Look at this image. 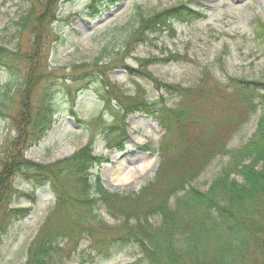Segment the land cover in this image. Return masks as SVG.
<instances>
[{"label": "rangeland", "instance_id": "1", "mask_svg": "<svg viewBox=\"0 0 264 264\" xmlns=\"http://www.w3.org/2000/svg\"><path fill=\"white\" fill-rule=\"evenodd\" d=\"M50 1L0 0V49L8 55L10 65L0 68V168L8 140L17 134L14 118L20 108L25 104L36 110L42 102L44 109L50 100L55 107L51 128L38 143L24 142L25 158L51 164L91 139L95 154L105 159L99 169L103 186L127 195L152 180L164 131L155 115L140 110L127 113L122 121V113H117L120 109L111 107L117 102L114 94L144 96L160 107L163 100L168 106L178 101L174 94L160 88L162 83L196 87L206 75V84L224 83L230 77L264 83V41L255 33L256 19L264 21V0H192L194 8L206 12L205 17L188 23L173 22L172 33L157 32L152 41L144 43H127L140 15L189 0ZM44 5L48 7L42 12H53L52 19L51 13L46 19L41 16L39 10ZM47 19L51 21L42 30L39 25ZM33 52L39 66L36 74L29 75L27 57ZM170 53L177 54L178 59L166 61ZM151 58L159 60L146 70L159 80L158 85L140 67L143 60ZM108 83L107 95L104 85ZM261 91L264 95V87ZM260 115L259 108L233 136L231 148L253 137ZM106 126L124 132L103 133ZM23 128L26 133L28 127ZM145 160L150 165L143 168ZM228 160V156L216 157L193 185L207 190ZM121 165L125 168L121 176L129 178L118 183L114 172ZM10 183L12 190L0 208V229L6 225L0 231V264H25L30 245L56 199L49 184H41L31 174L16 175ZM17 208L27 210L15 211ZM75 213L68 203L65 216L61 213L54 219L66 220ZM100 218L102 224L112 228L109 232H115L120 223L104 208ZM54 227L50 222V229ZM94 233L95 237L105 235ZM117 237L115 234L109 239ZM53 247L61 248V252L53 256L51 264H148L132 243L98 251L87 236L70 239L60 234L54 238Z\"/></svg>", "mask_w": 264, "mask_h": 264}, {"label": "trees", "instance_id": "2", "mask_svg": "<svg viewBox=\"0 0 264 264\" xmlns=\"http://www.w3.org/2000/svg\"><path fill=\"white\" fill-rule=\"evenodd\" d=\"M192 2H180L147 16L140 15L127 43L152 41L157 32L172 33L173 22L188 23L202 18L204 11L194 9ZM46 7H40L39 12L45 19L51 13L52 19L53 12H45ZM51 19L43 20L39 27L43 30ZM255 25L256 36L264 41V21L256 19ZM4 52L0 49V68L10 66ZM177 56L170 54L166 61L176 60ZM27 59L28 74H36L39 63L35 53ZM158 60L146 59L140 64L155 85L160 84L159 80L146 69ZM206 78L207 75L196 87L162 83L160 88L166 94L178 98L173 106L163 100L158 107L144 96H122L120 92L113 95L117 102L111 107L120 109L117 113H122V121L127 113L140 110L155 115L165 131L157 150L159 161L153 179L128 195L107 191L99 173L92 172L105 160L94 153L95 142L91 139L70 156L51 164L26 159L24 142L34 145L42 140L51 128L55 107L49 100L44 114L42 102L36 110L23 104L14 118L17 134L8 140L6 157L1 162L0 208L9 189L12 190L10 182L16 175L31 174L41 184H49L56 199L30 245L25 264H51L53 256L61 252V248L53 247L54 238L60 234L70 239L87 236L98 251L132 243L148 264H264V95L261 91L264 83L230 77L224 83L206 84ZM108 85H104L107 95ZM259 108L261 115L253 137L231 148L233 136ZM23 125L28 127L26 133ZM109 126L103 133L124 132ZM218 156L229 158L220 174L205 191L194 186V180ZM68 203L76 213L66 216V220L54 219V215L61 213L65 216ZM102 207L110 216L120 219L113 229L115 232H109L112 228L99 219ZM50 222L55 226L52 230ZM2 225L0 231L6 227ZM96 231L105 235L95 237ZM115 234L117 239H109Z\"/></svg>", "mask_w": 264, "mask_h": 264}, {"label": "bare ground", "instance_id": "3", "mask_svg": "<svg viewBox=\"0 0 264 264\" xmlns=\"http://www.w3.org/2000/svg\"><path fill=\"white\" fill-rule=\"evenodd\" d=\"M149 165H150V163H149L148 160H145L142 163V167L143 168L148 167ZM124 170H125V168H122V165L115 169V172H114V174L116 175L115 181H118V183L124 182V181H126L129 178L128 176H121L123 174Z\"/></svg>", "mask_w": 264, "mask_h": 264}]
</instances>
